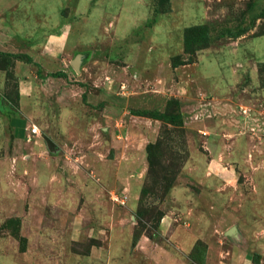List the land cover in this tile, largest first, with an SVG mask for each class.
Masks as SVG:
<instances>
[{"label":"rangeland","instance_id":"rangeland-1","mask_svg":"<svg viewBox=\"0 0 264 264\" xmlns=\"http://www.w3.org/2000/svg\"><path fill=\"white\" fill-rule=\"evenodd\" d=\"M0 264H264V0H0Z\"/></svg>","mask_w":264,"mask_h":264},{"label":"built area","instance_id":"built-area-1","mask_svg":"<svg viewBox=\"0 0 264 264\" xmlns=\"http://www.w3.org/2000/svg\"><path fill=\"white\" fill-rule=\"evenodd\" d=\"M30 131H31L32 134H35V133L38 132L37 128L34 127V126H32V127L30 128Z\"/></svg>","mask_w":264,"mask_h":264},{"label":"trees","instance_id":"trees-1","mask_svg":"<svg viewBox=\"0 0 264 264\" xmlns=\"http://www.w3.org/2000/svg\"><path fill=\"white\" fill-rule=\"evenodd\" d=\"M14 123L19 125V126H21V127L23 125V121L22 120H15Z\"/></svg>","mask_w":264,"mask_h":264}]
</instances>
